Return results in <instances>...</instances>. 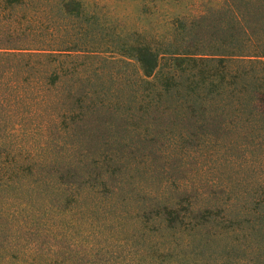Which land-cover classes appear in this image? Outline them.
<instances>
[{
    "label": "trees",
    "instance_id": "16d2710c",
    "mask_svg": "<svg viewBox=\"0 0 264 264\" xmlns=\"http://www.w3.org/2000/svg\"><path fill=\"white\" fill-rule=\"evenodd\" d=\"M263 92L264 0L163 34L0 0V264H199L196 184L264 170Z\"/></svg>",
    "mask_w": 264,
    "mask_h": 264
},
{
    "label": "rangeland",
    "instance_id": "374dc122",
    "mask_svg": "<svg viewBox=\"0 0 264 264\" xmlns=\"http://www.w3.org/2000/svg\"><path fill=\"white\" fill-rule=\"evenodd\" d=\"M83 1L99 12L103 24L114 25L123 34L133 29L163 34L172 17L183 22L219 0ZM253 97L264 117V92ZM196 192L189 206L195 219L187 235L191 256L199 264H264V170L230 185L201 181Z\"/></svg>",
    "mask_w": 264,
    "mask_h": 264
}]
</instances>
